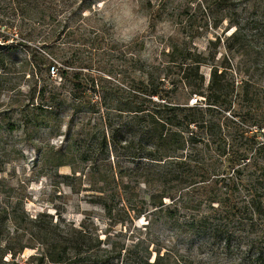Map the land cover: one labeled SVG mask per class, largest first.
I'll return each instance as SVG.
<instances>
[{"label": "trees", "instance_id": "1", "mask_svg": "<svg viewBox=\"0 0 264 264\" xmlns=\"http://www.w3.org/2000/svg\"><path fill=\"white\" fill-rule=\"evenodd\" d=\"M238 1L195 0L191 32L181 41L168 39L165 76L160 66H139L138 76L112 81L60 54L68 34L93 30L80 0H0V29L13 41L0 53L25 48L40 62L36 76L59 73L71 83L66 136L79 145L90 127L84 134L91 135L90 148L82 151L81 145L79 159L92 162L93 175L101 171L100 154L116 158L94 184L93 203L113 220L115 199L123 194L126 217L147 222L132 234L131 228H112L103 238L94 223L75 225L47 213L32 217L16 203L0 209V264H207L204 253L217 264H264V91L257 82L230 76V60L251 48L246 25L231 20L236 29L225 47L230 59L222 63L220 35L208 40L205 51L194 43L218 30L219 13L238 9ZM194 14L204 19L195 30ZM162 16L160 7L152 10L151 28ZM43 28L49 33L41 34ZM38 92L44 119L67 106L53 90ZM78 120L82 128L74 133ZM70 149L59 150L56 166L67 164ZM36 248L25 262L18 259Z\"/></svg>", "mask_w": 264, "mask_h": 264}, {"label": "rangeland", "instance_id": "2", "mask_svg": "<svg viewBox=\"0 0 264 264\" xmlns=\"http://www.w3.org/2000/svg\"><path fill=\"white\" fill-rule=\"evenodd\" d=\"M80 1L93 30L87 28L83 35L68 34L62 41L65 45L60 46V54L73 60L75 64L78 62L83 68L88 66L86 73H92L93 76L101 74L100 76L112 81L121 79L122 76H138L134 71L139 66H145L146 69L152 65L160 66V76H165L169 68L163 52L168 48V39L178 36L181 41L191 32L188 27L189 17L195 13V0H152L151 5L148 0H140L142 11L149 17L152 10L160 7L163 18L155 28H151L150 24L144 36L126 46L113 41L110 28L101 20L100 10L104 8V0ZM238 2V9L229 8L219 13L221 23L218 30L203 33L194 43L200 51H205L208 40L220 35L222 41L217 58L221 63L230 59L225 48L226 39L236 29L231 28V20H239L242 25H246L244 32L249 36L251 48L248 55H235L230 60L233 69L230 76H234L237 82L244 79L257 82L264 91V0ZM185 12H189L188 15ZM194 15L195 30L203 25L204 19L201 14ZM164 20L170 23L164 25V31L161 32V21ZM48 33L47 28L41 30V34ZM11 39L12 35L7 33L5 27L0 29V42L10 48L13 43ZM37 63H40L39 60L33 59L30 51L25 48L0 53V209L19 203L32 217L47 213L55 220L63 219L75 225L94 223L103 238L112 228L125 232L131 228L132 234L135 227L147 222L144 218L136 221L131 216L126 217V210L122 208L123 194L115 199L113 220L108 218L102 206L93 203L96 194L94 184L104 176V165L111 163L115 167L116 158L111 152L100 154L97 161L101 166L99 175L92 174V162L80 161L79 147L82 145V151L90 148L91 135H84L90 133V127L85 126V137H79V145L76 144L77 140L69 141L66 136L72 114V85L63 82L59 73L49 76L42 73L36 76ZM57 64L58 60L55 65L58 66ZM203 70L209 76L210 69L204 67ZM73 71L74 68L70 73ZM42 87L53 90L57 100L66 99L67 106L57 117L44 119L37 110L42 102L38 92ZM195 99L196 97L193 98L194 102ZM81 128L82 122L78 120L73 132H78ZM69 147L70 152L63 161L67 164L56 166L60 161L59 150H67ZM140 193L145 195L144 186ZM37 251V248L27 249L18 259L25 262ZM194 256L200 258L197 252H194ZM203 260L207 264H217L210 256ZM224 263L226 264L225 261Z\"/></svg>", "mask_w": 264, "mask_h": 264}, {"label": "clouds", "instance_id": "3", "mask_svg": "<svg viewBox=\"0 0 264 264\" xmlns=\"http://www.w3.org/2000/svg\"><path fill=\"white\" fill-rule=\"evenodd\" d=\"M100 13L101 20L110 28L113 41L121 45H132L148 32L151 24L150 17L141 9L140 0H104ZM169 23L167 20L161 21V32L164 25ZM208 257V253L201 256L202 259Z\"/></svg>", "mask_w": 264, "mask_h": 264}, {"label": "water", "instance_id": "4", "mask_svg": "<svg viewBox=\"0 0 264 264\" xmlns=\"http://www.w3.org/2000/svg\"><path fill=\"white\" fill-rule=\"evenodd\" d=\"M7 44L0 42V49L6 48Z\"/></svg>", "mask_w": 264, "mask_h": 264}]
</instances>
